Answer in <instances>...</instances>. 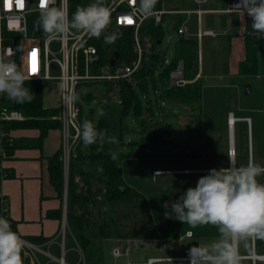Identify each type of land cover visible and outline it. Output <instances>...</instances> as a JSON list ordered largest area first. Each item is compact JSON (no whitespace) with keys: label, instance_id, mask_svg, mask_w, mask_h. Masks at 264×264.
<instances>
[{"label":"rangeland","instance_id":"1","mask_svg":"<svg viewBox=\"0 0 264 264\" xmlns=\"http://www.w3.org/2000/svg\"><path fill=\"white\" fill-rule=\"evenodd\" d=\"M80 2L81 6H86L93 3L94 0H80ZM162 8L183 10L193 8V4L191 0H165ZM165 18L166 20L163 23V42L156 49L165 60L172 62L176 57L177 45L182 40V36L177 31L180 18L179 15H167ZM242 20L245 19L240 14H204L201 18V29L202 31H206L209 28L216 30L217 26H221L222 28L232 25L239 26ZM245 21L246 23H249L248 21L251 23L252 20L246 18ZM195 24L196 16L194 15L190 20L193 33L196 29ZM192 39L195 38L192 37ZM51 49L54 52H58L60 50V43L58 41L53 42ZM198 54L200 56L199 62H197L193 73L197 67L199 68L202 65L205 67L206 74L209 75L229 73L228 67H226V63L229 60V48L227 43L221 42L219 37L203 38L198 45ZM235 58L236 55H234ZM51 68L53 73L58 72L56 64H53ZM154 78L157 82L156 84L159 86L160 78L158 71L155 72ZM255 79L253 83L257 82L260 88H262L261 78ZM247 82L248 80L243 77H238L236 81L231 79H204L201 122L196 121L192 117V123L187 126L182 124L181 118L187 117L186 112L182 108L178 109L179 112L177 113L174 105L171 103L166 102L164 105H158L157 95L154 93V83L150 79L148 83L150 96L146 97L147 94L136 83L133 85L144 103L146 112H149V103L146 100L148 97L152 100L153 107L157 112L158 122L147 115V121L143 125L135 118L134 114L123 118L122 107L118 100L110 98L108 86L106 87L102 83H90L79 88V104L82 109L81 123L84 120H89L98 128V124L103 117L100 113L103 112L109 121L107 135L115 136L119 140V144L102 142L100 151H105L106 147H110L112 149L111 152H115L118 155H131L134 153H151L155 155L159 153L161 156H164L163 158L157 155L143 158H127L125 160L124 178L131 187L145 197L147 200L146 205L141 200L125 202L117 204L111 211L108 207L106 208V206L100 204L98 208L92 209L93 211L91 210L88 214L92 230L95 226H107L109 224L108 221H112L111 218H113L124 232H128L130 237L133 236L130 240L139 241V245L133 247L131 250L130 256H122L116 259V262L112 255L113 245L110 243L109 247L105 249V257L111 263L127 264L130 261L132 264H145L147 258L150 256L173 255L174 248L188 253V250L193 246L198 244L206 245L203 243L201 235L205 231L208 233L209 230L207 231V228L211 229L213 225H198L193 228L178 220L166 219L164 217V212L168 210L164 205L170 206L172 202L179 199L188 187L196 186L193 177L163 173L156 175L154 171L190 167L189 159L196 156L197 149H200L204 155L202 161L194 162L197 167H208L211 164L216 165V167L224 166L227 162V149L232 142L235 144V150L238 154L236 157L237 165H246L249 162L247 122L243 123V121H239L236 123L234 119L233 135L230 138L229 126L227 124L228 112L230 111H233L236 116L247 115L252 117V152L255 163L264 165V108H262L263 111L255 110L254 112H242L239 110L241 98L237 92V87L241 86L243 91V87ZM235 84L237 87H235ZM51 87L55 90L48 91V88ZM58 88V81H52L45 88L47 105L58 101ZM30 91L34 93L33 90ZM260 94L262 96L261 91ZM193 129L194 131H192ZM144 138H153V143L149 141L144 146L142 144ZM79 149L86 152L88 149H91V145L85 146L81 144ZM64 171L69 174V168L67 171L64 167ZM261 177L264 179V175ZM76 182L80 186H83L79 178L76 179ZM66 185L67 181L65 177V187ZM146 208L149 212L146 211ZM76 211L81 212L79 207H77ZM148 213L152 215L154 223L161 234L160 241L147 240L145 229L147 227L146 217ZM68 229V223L66 222V235L69 236ZM188 231H192L195 234L194 238H186L181 241L180 237ZM128 244L129 240L120 244L123 252L128 247ZM257 253L258 255H264V240L262 239H257ZM239 254L242 256L251 254L249 239L239 243ZM240 264H249V262L241 261ZM257 264L261 263L258 262Z\"/></svg>","mask_w":264,"mask_h":264},{"label":"trees","instance_id":"2","mask_svg":"<svg viewBox=\"0 0 264 264\" xmlns=\"http://www.w3.org/2000/svg\"><path fill=\"white\" fill-rule=\"evenodd\" d=\"M81 6L80 0H70V19L76 8ZM157 6V5H156ZM107 33L117 32L122 33L119 39L113 44L104 42V34L100 38L92 37L89 44L96 46L100 60L95 67L110 64L115 56L119 54L117 63L131 62L135 59L133 51L134 35L130 31H124L114 25L111 19ZM142 31H148L153 39L155 52L150 60L145 61L142 68L133 75V81L140 89L149 95V79L154 83V93L160 92L157 95V100H165L185 105L191 109L192 117L196 121L202 119V98L203 87L200 82L188 84L185 87H171L169 85V74L176 67L179 60H184L186 74L188 78H194L193 70L199 62L198 43L196 39H182L176 48V57L170 64L159 69L164 62V58L157 51L158 42L163 39V27H157L152 20L145 23ZM105 33V34H107ZM41 34L45 36L44 31ZM246 57L240 63L239 76L248 80L244 85L241 94V105L245 109H256L264 107V36L249 32L245 37ZM96 71V69H95ZM159 72L160 85L158 86L154 78L155 72ZM258 76H261L262 88L253 83ZM51 82H27L25 87L33 90V100L30 103L17 104L10 99L5 100V104L12 109L20 111L26 117L22 122L0 123L2 129L6 132L7 137H11V132L16 129H37L40 131V136L36 140V146L42 147L44 140L48 136L50 130L59 129L62 127L59 120L60 109L46 108L44 106V90L45 86H49ZM257 84V85H255ZM247 85H251L250 94H247ZM262 93V96L260 94ZM261 96V97H260ZM121 107L122 116L127 117L134 114L135 117L143 125L146 120L143 119L145 106L139 93L133 88H129L122 84L121 87ZM109 123L106 117L98 124V130H104L108 133ZM194 131V129L192 130ZM144 138L142 144L150 141L153 143V138ZM155 142V141H154ZM100 141L91 145L90 153L86 154L81 149L76 151L69 166L68 174V195H67V223L71 234L77 240L79 246L83 250L86 260L89 264H104V247L102 241L107 239H127L130 237L128 232H124L121 226L113 218L108 221L107 226H95L92 230L88 214L92 209L98 208V205L106 206L109 210H113L117 204L125 202H133L141 200L146 205L145 197L131 187L123 176V163L127 158H143L146 156H161L159 153L152 155L151 153H134L129 155H118L119 159L113 161L110 156V151H99ZM12 151V146L6 148L5 157H0V180L3 178L2 162ZM119 165V167L117 166ZM48 171L50 180L57 192L59 199H64L65 192V174H64V153L60 149L54 156L48 159ZM82 181L83 186H80L76 179ZM100 198V202H99ZM77 207L81 212H77ZM93 211V210H92ZM146 211L149 212L146 208ZM51 218L62 220L63 207L48 215ZM147 227L145 233L148 239L156 240L159 238L157 227L150 213L147 214ZM107 223V222H105ZM118 224V225H117ZM12 230L15 231L12 222ZM145 235V237H146ZM27 241L42 245L48 241L43 236L28 237ZM68 235H66V244ZM67 256V255H66ZM68 257V256H67ZM22 259H24V251L22 250ZM26 263L30 264V259L25 258Z\"/></svg>","mask_w":264,"mask_h":264},{"label":"clouds","instance_id":"3","mask_svg":"<svg viewBox=\"0 0 264 264\" xmlns=\"http://www.w3.org/2000/svg\"><path fill=\"white\" fill-rule=\"evenodd\" d=\"M157 3L158 0H138L135 11L144 17L151 16ZM55 5L56 0H38L39 19L50 41H63L76 34L95 38L104 34V42L113 44L122 35L107 33L112 21L105 0L78 6L71 19L63 2L59 7ZM237 10L238 14L251 18L253 34L264 36V0H239L229 8V11ZM30 79L13 61L0 55V94H7L17 104L30 103L34 95L25 87ZM59 88L66 105L74 106L79 101L80 96L70 83L62 82ZM78 138L85 146L97 141L119 144L115 136L98 130L89 120L79 126ZM110 156L113 161L119 159L115 152ZM229 160L228 168L210 169L198 179L195 187H188L170 206L164 205L168 209L164 212L166 219H175L193 228L210 224L218 230V239L188 250V264H240L239 243L250 238L264 240V183L257 180L264 175V166L250 160L237 167L231 157ZM23 248L24 241L12 230L9 221L0 217V264H23ZM159 264H173V260L167 256L161 258Z\"/></svg>","mask_w":264,"mask_h":264},{"label":"built area","instance_id":"4","mask_svg":"<svg viewBox=\"0 0 264 264\" xmlns=\"http://www.w3.org/2000/svg\"><path fill=\"white\" fill-rule=\"evenodd\" d=\"M164 1L158 0L154 14L144 17L135 11L138 0H105V5L111 10V19H113L114 25L124 31L133 33L135 59L131 62L119 63H117L116 59L113 65L110 63L95 68L99 63L100 55L97 47L89 44L92 37L86 34H76L66 37L63 41H50L46 36L41 34L43 28L39 19L38 0H0V55L13 61L20 70L31 78L25 84L31 81H58L59 85L62 82H68L78 94L79 88L83 85L90 83H108L110 85V98L121 99L122 84L126 81L131 82L133 75L142 68L145 61L150 59L155 52L150 33L148 31H142L146 22L153 20L155 26L163 27L167 15L184 17L183 21L179 22L177 31L182 36V39L188 40L193 37L190 20L195 15L197 26L196 38L200 40L203 36L200 29L201 15L205 12L203 7L210 0H191L194 8L183 10H177L176 8L164 9L162 8ZM226 1L228 2V7L220 11L238 12V10L229 11V8L236 5L239 0ZM62 2L70 19V0H56L55 6H61ZM35 17H38V30H35ZM55 41L60 43V50L58 52H54L51 49V44ZM162 42L163 40L159 41L160 44ZM159 43L158 46L160 45ZM33 52H35V71L32 70ZM53 64H56L58 67L57 73L52 72L51 66ZM169 64V61L164 60L163 65L159 69L161 70ZM200 78V73L196 74L194 78H188L185 62L184 60H179L176 67L169 74V85L171 87H185L188 84L197 82ZM257 78L260 79L261 76ZM159 93V91L156 92L157 95ZM8 99L7 94H0V123L25 121L26 117L24 114L5 104V100ZM59 109V120L62 124L64 137V163L68 171L71 157L76 155V151L82 144V141L78 138V128L82 124L80 121L82 109L79 101L74 106L66 105L61 91ZM245 120L251 126V119L246 118ZM8 146H12V137H7L6 132L0 126V157H5ZM235 154L236 152L230 151L232 158H234ZM0 217L7 219L12 227L9 207L3 198L1 185ZM61 236L63 237L64 243L66 237V221L62 224ZM186 236L191 237L192 233H188ZM23 241L24 248L32 247L31 244L25 240ZM138 245V241L129 240L128 247L124 252L119 247L115 248L113 250V256L115 259H119L122 256L128 257L133 247ZM251 250V255L240 257V260L250 261L251 264H257L258 262L264 264V255H258L257 253L256 238H251ZM159 261L160 259H150L147 264H150V262L151 264H156Z\"/></svg>","mask_w":264,"mask_h":264},{"label":"crops","instance_id":"5","mask_svg":"<svg viewBox=\"0 0 264 264\" xmlns=\"http://www.w3.org/2000/svg\"><path fill=\"white\" fill-rule=\"evenodd\" d=\"M227 7H228V2L226 0H210L209 3L203 7L205 12L201 15V18L204 14H211V15L238 14V12L220 11L222 9L223 10L226 9ZM240 16L244 17L245 20L246 18L251 19L250 17L247 16V14L245 15L240 14ZM179 18H180L179 19L180 22L183 21V17H179ZM245 20H242L239 26L232 25L227 28L226 27L222 28L221 26L220 27L217 26L216 30L209 28L206 31H202L201 23H200V29L201 32L203 33V36L201 37L200 40H197L196 38L197 26L195 24L196 29L194 33L192 32V34L193 37L197 40L198 45L205 37H219L221 42L227 43V46L229 48V60L226 63V67H228L229 73L226 74L220 73L219 75L216 74L209 75L206 74L204 65L200 66L199 68L197 67L196 71L194 72V75L198 73L201 74V78L198 80V82L201 83L202 87H203V80L207 78L221 79V80L231 79L233 81H236L237 78L240 77L239 66L240 63L246 57L245 37L249 32H251V23H252V21L251 23L250 21H248L249 23H246ZM235 47L236 49H234ZM234 55H236L235 59H234ZM130 83L132 84V89H133L134 81L132 80ZM102 84H104L106 87L108 86V88L110 86L108 83H102ZM46 87L47 86H45V88ZM235 87H237L236 84ZM50 90L54 91L55 89L53 87L48 88V91ZM237 92L239 93V96L241 98V94H242L241 86L237 87ZM46 98L47 95L44 90V106L46 108L59 107L60 88H58L57 102L54 101L51 105H47ZM114 100H118L119 103L121 101V99L118 98ZM146 100L149 103V109H148L149 112H146V110L144 111L143 119L146 120V116L148 115L151 116L152 119H154L156 122H158L157 112L153 107L152 100L150 99V97L146 98ZM157 102L158 105L160 106L162 104L164 105V103L166 102L173 104L174 108L176 109L175 111L177 113L179 112L178 109L182 108L187 114V117L181 118L182 124L187 126L192 123L191 122L192 112L189 107L165 100H157ZM202 103H203V98H202ZM262 108L264 107L261 106L259 108L250 110L243 108L241 102L239 104V110L242 112H254L255 110L261 111ZM103 117H106L105 113ZM231 117L235 119L236 123L239 121H243V123H245L246 118L251 119V126H249L246 123L249 134V161L251 160L255 162L254 154L252 152V146H251L252 125H253L252 117L247 115L236 116L233 111L228 112L227 124L229 126L230 138L232 137L234 130V127H232V124L230 122ZM108 131H109V127H108ZM39 136H40V131L37 129L13 130L11 132V137H12L11 154L2 162V168L4 172H3V178L0 180L1 191L3 198L6 200L7 205L9 207V215L11 221L13 222V227L15 229V232H17V234L23 240L31 244L32 249H35L32 250L31 248H23L24 251V259H22L23 264L26 263L25 258L30 259V264H62L61 263L62 259H64L65 264H89L88 261L86 260L83 250L79 246L75 237L71 234L70 229H68L69 236H68L67 244H66V237L63 243V237L61 236V232H62V224L64 223V221L67 222V205L65 206L64 199L62 201V199L58 198L57 192L51 183L50 174L48 171V159L54 156L60 149H62L64 153V137H63L62 127H60L59 129L50 130L41 148L35 145L36 144L35 142L39 138ZM106 148L108 149V150L106 149L107 151L110 152L112 151L110 147H106ZM99 149L100 146L98 150ZM231 149L235 150V144H233V142L230 144V146H228L227 149V162L225 163L224 166L221 167H216V165L213 164H211L208 167H197V165H195L194 162L202 161L204 159V155L202 151L200 149H197L196 156L189 159L190 167L184 169H172V170H161V171L155 170L154 174L163 173V174L188 175L190 177H193L196 184L198 181V177L207 175L210 169L213 168L220 169L222 167L228 168L230 166L229 157H231L230 156ZM90 151L91 149H88L86 152L84 151V153L88 154L90 153ZM237 155L238 154L236 152L234 158L232 157L231 158L234 160V165L239 167L241 165H237L236 162ZM161 157L163 158L164 156ZM125 160L123 163V176H124ZM259 162L261 161L259 160ZM260 165L264 166L263 164ZM64 167H65V163H64ZM65 171L64 174L67 181V185L65 189L67 188L68 191V173H65ZM257 180L260 183H264V179L261 176L257 177ZM64 196H65V192H64ZM62 207H63L62 220L54 219L48 216L50 213H53L54 211L59 210ZM208 230H209L208 233H206L205 231L204 234L201 235L202 237L201 239H203V243L205 244H209L212 241L218 239V230L215 226L211 227V229L207 228V231ZM214 230L217 231L215 232ZM188 233H192V236L187 237L186 235ZM158 234H159V238L153 241L157 242L161 240V234L159 233V231ZM38 236H43L44 238H47L48 241L42 245H36L26 240V238L28 237H38ZM194 236L195 234L192 231H188L185 235L180 237V240L182 241L185 240L186 238L191 239L194 238ZM126 240H130V238L104 240L103 242L104 264H115V262L117 261L115 259V262L111 263L105 257V249L109 247L110 243H112L113 245V249H112V255H113V250L118 247L120 248V244L124 243ZM147 240H152V239H147ZM249 241L251 246V238L249 239ZM238 251H239V245H238ZM249 255L242 256L239 254L240 257H245ZM167 256L172 258L173 263L175 264H181L182 260L184 261V264H188V259H187L188 253L183 252L182 250L176 248H174L173 255L163 254L161 256H150L147 258L145 264H147L150 259H161ZM241 261H247V260H240V262ZM247 262L251 264L250 261ZM129 263L131 262L128 261L127 264ZM156 264H159V262Z\"/></svg>","mask_w":264,"mask_h":264},{"label":"water","instance_id":"6","mask_svg":"<svg viewBox=\"0 0 264 264\" xmlns=\"http://www.w3.org/2000/svg\"><path fill=\"white\" fill-rule=\"evenodd\" d=\"M34 21H35V30H38V17H35ZM118 57H119V54H117L115 56L114 60L111 61L112 65L116 62V59H118ZM124 85H126L129 88V90H132V84L130 82L126 81V82H124ZM250 92H251V85H248L247 86V94H250ZM67 193H68V191H67V189H65V196H64L65 206L67 205ZM65 214H66V211H65ZM61 263L65 264L64 259L61 260Z\"/></svg>","mask_w":264,"mask_h":264},{"label":"snow or ice","instance_id":"7","mask_svg":"<svg viewBox=\"0 0 264 264\" xmlns=\"http://www.w3.org/2000/svg\"><path fill=\"white\" fill-rule=\"evenodd\" d=\"M32 55H33V65H32V70L35 71V60H34L35 52H33Z\"/></svg>","mask_w":264,"mask_h":264},{"label":"bare ground","instance_id":"8","mask_svg":"<svg viewBox=\"0 0 264 264\" xmlns=\"http://www.w3.org/2000/svg\"><path fill=\"white\" fill-rule=\"evenodd\" d=\"M231 122H232V127H233V122H234V118L233 117H231ZM232 152H235V150H231Z\"/></svg>","mask_w":264,"mask_h":264}]
</instances>
